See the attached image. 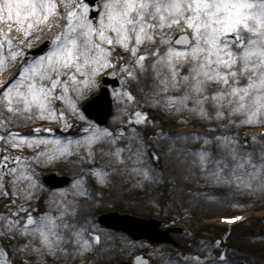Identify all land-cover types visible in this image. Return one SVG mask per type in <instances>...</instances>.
Returning <instances> with one entry per match:
<instances>
[{
	"label": "snow or ice",
	"instance_id": "obj_1",
	"mask_svg": "<svg viewBox=\"0 0 264 264\" xmlns=\"http://www.w3.org/2000/svg\"><path fill=\"white\" fill-rule=\"evenodd\" d=\"M43 42L49 45L48 51L29 59L26 50ZM145 44L153 47L142 50ZM117 46L130 56L126 59L116 54ZM12 66L16 71L3 78ZM117 67L134 79H139V72L151 69L154 89L145 102L160 104L163 99L169 110L188 109L209 120L240 113L244 116L240 124L264 123V0H0V127L11 125L6 113L27 119L63 118L64 126L72 127L64 105L86 120L79 99L97 84L100 73L115 76V70H106ZM170 90H180L181 94L170 95ZM115 95L125 103L135 101L130 90ZM190 100L194 101L191 105ZM56 101L63 102L59 108ZM209 103L215 106L214 115L206 107ZM134 115L136 123L141 119L147 122L146 112L137 110ZM43 131L51 133L53 129L37 127L27 134L15 130L0 134V193L10 197L9 204H19L16 212L0 215V227L42 241L36 246L29 239L23 245L26 250L34 248L41 254L46 248L55 256L64 240L58 229L74 226L60 217L76 209L65 204L59 216L49 211L34 217L26 205L39 199L35 193L42 185L37 169L68 159L73 155V144L79 152L82 141L37 135ZM84 131L89 133L83 138L87 156L93 155L97 142L108 139L115 143L119 138L95 124ZM133 134L139 135L135 129ZM214 139L230 147L229 155L235 162L224 157L214 161L219 176L231 169L237 183L252 188L253 179L260 177L259 186L264 187V153L257 165L252 153L245 154L236 146L238 141L228 136ZM204 142L209 143L207 137ZM11 148H30L33 154H13ZM123 151L117 147L114 154L119 156ZM200 155L207 166L210 153L202 150ZM245 165L253 171L237 174L236 169H245ZM91 171L101 183L107 182L102 168ZM74 183L87 192L82 178ZM84 232L81 227L74 235L77 243L82 241L87 248L90 241L84 239ZM95 239L98 242L99 235ZM0 264L15 262L0 260Z\"/></svg>",
	"mask_w": 264,
	"mask_h": 264
},
{
	"label": "rangeland",
	"instance_id": "obj_2",
	"mask_svg": "<svg viewBox=\"0 0 264 264\" xmlns=\"http://www.w3.org/2000/svg\"><path fill=\"white\" fill-rule=\"evenodd\" d=\"M37 44L34 43L33 47ZM145 46L146 48L153 47L151 44ZM115 52L125 56L126 59L130 56L129 52L119 46L116 47ZM14 67H9L8 70ZM112 70L117 72L124 85L118 91L110 89L113 102L112 114L106 124L98 126L108 128L113 136L119 137L115 143L108 139L104 141L112 144L113 154L117 147L125 149L115 157L118 163L125 159L132 165L129 174L121 172L126 176H124L126 180H120L118 177L120 173L112 171L114 169L111 167L112 163L106 157L94 155L86 158L75 151L76 146L73 144V155L77 153L76 155L80 158L76 160L79 162V171L68 170L66 167V162H71L72 159L75 161L72 156L42 165L37 169L42 187L37 189L35 195L43 197L44 200L42 204L30 200L26 205L34 217L44 213V210L45 212L46 210L54 211L51 214L58 216L61 212L58 211L60 205L55 200L59 197L72 196L80 203L83 202L87 209L83 212L77 210L76 213L78 217L83 216L86 220L90 219L92 224L85 228L84 234V239L90 241L89 247L84 248L82 241L78 244L77 237L74 235L67 239L69 242L67 246L62 247L61 245V248H66L67 251L58 248L57 254L52 256L44 248L41 249V254H37L34 248L26 250L23 245L28 243L29 239H35L36 246H39L42 241L35 237L22 235L19 230H8L5 226L0 227V254L8 252L4 255V260L11 259L15 264H118L125 259L132 258L135 254L144 252L150 257L147 264H264L263 260L256 262L254 254V250L258 247L264 248V217L258 216L261 209H264V187L259 186L261 181L257 180L258 177L254 178L253 187L248 188L243 183H237L231 172L229 177L219 176L216 167L212 168L211 165H215L214 161L221 157L233 163L232 157L223 155L230 153V147L214 139L222 136L238 141L236 146L240 151L245 154L252 153L253 162L259 165L261 154L264 153V134H260L258 128L264 129V123L240 124L239 121L244 119L240 113L209 120L199 115L198 112L188 109L169 110L165 107L166 101L163 99L160 104L145 102L148 94L154 89L155 78L151 69L146 73L139 72V79L126 77L120 72L119 67ZM129 90L135 96V101L128 99L125 103V99H120L115 95L122 91L126 94ZM98 91L99 77L97 84L79 99L80 109L81 104ZM168 94L180 95L181 92L170 90ZM192 103L194 101L190 100L189 105ZM206 107L209 113L214 115L215 106L209 103ZM136 110H143L148 114L147 122L144 120L140 123L135 122L136 118L131 114ZM75 114L70 113L67 121L72 125L67 137L73 139L78 136L74 126L79 129L83 121L97 125L84 113L86 120L81 119L78 113L77 116ZM6 115L11 119V127L8 129L0 127V134L13 131L14 127V129L32 131V127L42 122H49L53 125L60 122V119L48 117L27 119L24 116L12 118L11 113H6ZM128 119H131L130 123L125 122ZM186 126L188 128L182 130ZM120 127L123 128V133L118 130ZM133 129L139 134L138 136L133 134ZM28 132L24 131L26 134ZM242 134L247 135L246 144L241 143ZM37 135L56 136L49 132ZM206 137L209 140L207 144L204 142ZM129 145H131V151L128 150ZM202 150L210 153L206 157L207 166L201 160ZM10 151L17 155L30 156L33 154L30 148H11ZM258 160L259 163H257ZM88 164H91L92 168H88ZM94 167L102 168L107 173L106 183H101L99 177L91 171ZM239 170L236 169L237 174H241ZM251 170L253 171L252 168ZM251 170L246 172H252ZM52 171L69 175L71 182L64 188L49 189L42 183L41 178ZM78 178L83 179L82 188L87 190L86 193L78 189L74 183ZM6 179L10 180V177ZM8 187L11 188V184ZM218 191H224L226 194L223 196V192L218 193ZM101 196H107L109 200L97 202L96 200ZM85 197H88V201L84 202ZM9 200L8 195L0 193V215L7 216L10 211L16 212L17 206L9 204ZM94 202H97V205ZM110 211L129 213L143 218L154 217L162 220L164 227L180 225L183 230L180 233H171L173 238L171 243L135 241L125 232L111 230L98 224L96 217ZM244 211L249 212V215L239 224L227 227H217L215 224L218 216ZM19 215L23 217L24 213L20 212ZM102 232H108L116 235V238L124 239L125 250L119 254L98 257L95 250L97 248L95 236L99 235L101 239ZM61 252H66L64 258L60 255Z\"/></svg>",
	"mask_w": 264,
	"mask_h": 264
},
{
	"label": "bare ground",
	"instance_id": "obj_3",
	"mask_svg": "<svg viewBox=\"0 0 264 264\" xmlns=\"http://www.w3.org/2000/svg\"><path fill=\"white\" fill-rule=\"evenodd\" d=\"M142 47H144V45H142ZM62 103L63 102L56 101V107L59 108L62 105ZM64 106L67 108V115H69L70 113H75L67 105H64ZM75 116H77V113L75 114ZM12 118H15V116L12 115ZM88 126H89V123L87 121H83L82 122V124L79 126V129L80 130L76 126H74V130L78 134V136L76 137V139L79 138L82 141V143H81V149H80V151L78 153H80V155H83L86 158H90L91 156L93 157L94 155H96L97 157H106L112 163L111 164V167L114 168V169H112V171L114 170L113 172H116L117 174L120 173V174H118V177H119L120 180H126V178H125L126 176L125 175H122V173L129 174L131 172V170H132L131 167H130L132 165H130L128 161H126L125 159H122V158H121L122 160L119 161V163L117 162L116 157H115L116 155L113 154V150L114 149L112 148V144H107V143H105L104 140L99 141V142H97L96 144L93 145V155L87 156L88 149H87V146H85L83 144V138L85 136L89 135V133H86L84 131V129L87 128ZM14 128H13V130H15V131H21V132L31 131V130H27V129H14ZM35 128H37V127L35 126V127H32L31 129L34 130ZM70 128L71 127L64 126L63 118H60V122L55 123L54 126H52L51 129H53V131L51 132V134H54L56 136H61V137H66L67 138V134H68V131L70 130ZM260 128H259V130H260ZM46 129H48V128H45V130ZM42 133L46 134L48 132L47 131H43ZM76 139H73V140H76ZM101 149H103V151H101ZM76 154L77 153H75V156L72 155V157H74L75 161H73V159H72L71 162H66L65 163L68 170L79 171L78 170V169H80L79 162H76V160H78V159L80 160V158ZM223 155L225 157L230 156L228 152L227 153H224ZM81 161H83V160H81ZM86 162H88V161H86ZM259 162L260 161L258 160L257 163H259ZM233 163H235V162L233 161ZM88 165H89L88 168H90V167L92 168L91 164H88ZM211 165H212V168H213V166L216 167V165H214V164H211ZM145 169H147V166L146 165H145ZM245 170L246 171H250L251 170V167L245 165ZM239 171H240L241 174L244 173V169H240ZM230 172H231V169H226L225 174H224V177H229L230 176ZM257 180L258 181H261V178L258 177ZM115 184H117V182H115ZM222 192H223V196H224L226 194V193H224V191H218V193H222ZM174 196H175V193H174ZM34 200L36 201V203L37 202L38 203L41 202V204H42V201L44 200V198L40 196L38 200L33 199L31 201H34ZM83 200H84V202L85 201H88V197L83 198ZM102 200L108 201L109 200V197H107V196H101V197H98V199L96 201L99 202V201H102ZM55 201H58V202L63 201V203H59V205H60L59 206V209H58L59 212L64 210L65 204H68L69 208H75L76 211L79 210V211L83 212L84 209H87V207L84 205L83 202L80 203L75 197L73 198L72 196L71 197L70 196L59 197L58 200L56 199ZM97 202H94L95 205H97ZM47 203H50V202L47 201ZM16 206L18 207L19 204H17ZM49 211L50 210H46V212H49ZM44 212H45V210H44ZM263 212H264V210L261 209V211L259 212L258 216L259 217L261 215L264 216L263 215ZM51 213H54V211L53 212L51 211ZM75 213H73L72 211L69 210V211L66 212V214L63 217H60V219L63 220L64 222H67L70 225H74L73 227H70L68 229H65L63 227H61V228L58 229V231L61 234H63V236H64V244H62L63 241H61L62 247L63 246H67L66 244H69V242L67 241V239H69V236H74V233L76 231H78L81 227H83L85 229V228L89 227V225L91 224L90 223V219H87L86 220V218L83 217V216L78 217V213H76V214ZM244 214L246 215V217H248V214L249 213L246 212ZM221 216H223V217H230L232 215H221ZM221 216H218L217 223H215V224L217 225V227L218 226H220V227H223V226L227 227L228 225H224V224L220 223L219 218ZM237 224H239V223H237ZM234 225H236V224H234ZM85 231H86V229H85ZM84 234H85V232H84ZM101 235H102V238L96 243V247L97 248L95 249L96 250V254H97L98 257L101 258V257H107V256L119 254L120 252H122V250H125V245L124 244H126V243L124 242V239L122 240V239L116 238L117 237L116 235H113V234L108 233V232H102ZM254 251H255L254 254H255V258H256L255 260H256V262L257 261H262V260L264 261V248L258 247L257 250H254ZM4 253L5 252H3V253L0 254V260H4V255H5ZM6 253H8V252H6ZM65 254H66V252H61L60 253V255L63 258H64V255ZM5 260H8V259L6 258Z\"/></svg>",
	"mask_w": 264,
	"mask_h": 264
},
{
	"label": "water",
	"instance_id": "obj_4",
	"mask_svg": "<svg viewBox=\"0 0 264 264\" xmlns=\"http://www.w3.org/2000/svg\"><path fill=\"white\" fill-rule=\"evenodd\" d=\"M115 85H117V80L110 79ZM89 112V114L99 121H105L106 117L110 113V103L107 100V96L103 101L102 105H97L96 110ZM45 181L50 186H59L65 184L68 181L67 177H58L47 176L44 178ZM98 221L106 226L112 227L117 230L126 231L134 239H148L156 241H170L167 233L169 230L160 231L158 229L161 222L156 221L155 219H142L130 215H119L116 212L107 213L101 215L98 218ZM135 264H139L147 259L142 255H137L135 257ZM122 264H129L123 262Z\"/></svg>",
	"mask_w": 264,
	"mask_h": 264
}]
</instances>
